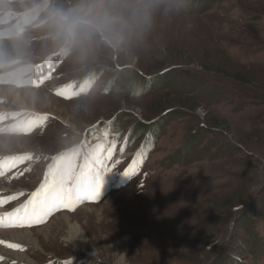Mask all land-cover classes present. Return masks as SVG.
Segmentation results:
<instances>
[{
    "label": "rangeland",
    "instance_id": "obj_1",
    "mask_svg": "<svg viewBox=\"0 0 264 264\" xmlns=\"http://www.w3.org/2000/svg\"><path fill=\"white\" fill-rule=\"evenodd\" d=\"M0 201V264H264V0H0Z\"/></svg>",
    "mask_w": 264,
    "mask_h": 264
},
{
    "label": "snow or ice",
    "instance_id": "obj_2",
    "mask_svg": "<svg viewBox=\"0 0 264 264\" xmlns=\"http://www.w3.org/2000/svg\"><path fill=\"white\" fill-rule=\"evenodd\" d=\"M71 181L67 182V187L65 185V182L61 180L59 183H56L54 187L48 191L47 193H44V190L42 189L41 192L37 193L36 195L38 197H42V208L41 210L43 211L44 209L54 206L60 203L67 202L71 204L72 202V197L76 193V189L71 188ZM81 190H84V183L83 181L81 182V185L79 186ZM89 187L91 189L90 194L95 197L99 196L101 194V184H97L95 180L90 181ZM71 193V194H70ZM0 203H3V201H0ZM22 210H18L20 212ZM9 217L16 216L17 220L19 221V226H24V220H21L19 216H17L16 213H8L6 214ZM30 226V225H29ZM0 243H3L0 241ZM8 247L11 248H18V245H13L9 244ZM2 259V257H0Z\"/></svg>",
    "mask_w": 264,
    "mask_h": 264
},
{
    "label": "bare ground",
    "instance_id": "obj_3",
    "mask_svg": "<svg viewBox=\"0 0 264 264\" xmlns=\"http://www.w3.org/2000/svg\"><path fill=\"white\" fill-rule=\"evenodd\" d=\"M198 50V49H197ZM14 97V96H13ZM15 101L16 102H19V101H21V97H18V98H16L15 99ZM92 207H94L93 205H92ZM92 207H90V209L92 208ZM97 208V207H96ZM66 214V213H65ZM65 214H62L61 216L59 215V217H57L56 218V220L57 219H59V218H61L62 216H66ZM9 233L8 234H12V235H14V238L13 239H15L16 241H20V242H25V241H27V243L28 242H30V237L31 236H29L30 235V231H8ZM7 236V235H6ZM17 237V238H16ZM11 239V238H10ZM23 240V241H22ZM13 241V240H12ZM13 255V254H12ZM11 255V256H12ZM17 255V254H16ZM9 256V255H8ZM10 258V257H9ZM16 256H14L13 257V260H16ZM21 260V259H20Z\"/></svg>",
    "mask_w": 264,
    "mask_h": 264
},
{
    "label": "clouds",
    "instance_id": "obj_4",
    "mask_svg": "<svg viewBox=\"0 0 264 264\" xmlns=\"http://www.w3.org/2000/svg\"><path fill=\"white\" fill-rule=\"evenodd\" d=\"M163 0H151V3L153 5H157L159 3H162ZM127 7H131V8H135V5H127ZM149 22V18H148V15L146 14L145 15V24H147Z\"/></svg>",
    "mask_w": 264,
    "mask_h": 264
},
{
    "label": "trees",
    "instance_id": "obj_5",
    "mask_svg": "<svg viewBox=\"0 0 264 264\" xmlns=\"http://www.w3.org/2000/svg\"><path fill=\"white\" fill-rule=\"evenodd\" d=\"M255 243H256V242H255ZM255 243H254V244H255ZM254 244H253L252 246H254ZM253 253L255 254L256 252L254 251Z\"/></svg>",
    "mask_w": 264,
    "mask_h": 264
}]
</instances>
